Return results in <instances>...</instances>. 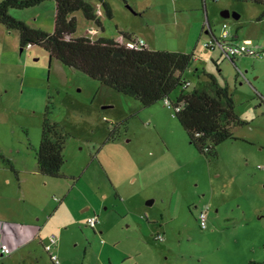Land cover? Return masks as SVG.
<instances>
[{
	"label": "rangeland",
	"instance_id": "obj_1",
	"mask_svg": "<svg viewBox=\"0 0 264 264\" xmlns=\"http://www.w3.org/2000/svg\"><path fill=\"white\" fill-rule=\"evenodd\" d=\"M106 1L113 16L105 12L100 27L77 12L76 36L98 37L89 32L96 25L101 37L122 32L153 50L194 54L185 73L192 88L214 75L233 94L244 124L216 157L201 154L164 102L144 106L44 47L21 50L18 31L0 23L7 33L0 39V219L42 229L23 251L33 260L24 262L22 251L9 257L14 264H53L43 241L55 233L61 264H264V58L232 62L219 47H204L206 30L219 37L227 24L238 42L264 49V5ZM10 14L52 33L55 1ZM46 116L67 134L60 178L36 172ZM93 215L100 218L95 229L86 223ZM159 233L164 241L155 240Z\"/></svg>",
	"mask_w": 264,
	"mask_h": 264
},
{
	"label": "trees",
	"instance_id": "obj_2",
	"mask_svg": "<svg viewBox=\"0 0 264 264\" xmlns=\"http://www.w3.org/2000/svg\"><path fill=\"white\" fill-rule=\"evenodd\" d=\"M45 1L0 2V23L9 31H18L21 50L28 45L44 47L51 57L65 66L82 71L119 93L134 97L144 106L164 102L174 110L191 144L201 154L216 157L217 147L234 138L233 128L244 124L236 112L233 94L228 87H222L214 75H206L207 79L193 88L192 83L185 87L190 81L185 73L195 61L194 54L130 48L127 42L135 38L122 32L114 39L75 37L78 21L74 14L77 12H83L87 20L102 26L96 12V1L102 4L104 14L113 16L106 0H54L56 13L52 33L35 29L10 14L13 9H28ZM244 1L264 5V0ZM259 19H264V11ZM208 32L214 36L211 30ZM235 60L232 59V62ZM48 110L49 107L47 113ZM66 142L67 134L58 123L46 116L42 139L36 151L38 171L42 175L62 177ZM11 168L17 177L13 166Z\"/></svg>",
	"mask_w": 264,
	"mask_h": 264
},
{
	"label": "built area",
	"instance_id": "obj_3",
	"mask_svg": "<svg viewBox=\"0 0 264 264\" xmlns=\"http://www.w3.org/2000/svg\"><path fill=\"white\" fill-rule=\"evenodd\" d=\"M96 12L98 16L104 15V10L102 7V4H98L96 7ZM90 34H96L97 31L95 29H89ZM127 46L130 48H149L146 42L141 38H135L132 41L127 42ZM28 48H31L30 45L27 46ZM204 47L209 50H215L217 47H219L223 54L226 55L228 58L237 59L239 57L243 56H251L256 58H264V49H258L253 47V43H251L250 40H246L243 42H238L234 39L232 36L231 30L227 24H224L222 26V33L219 37L213 36L211 39L204 43ZM191 84L190 81L186 82V86H189ZM168 104V102H166ZM60 200V199H56ZM207 210H202L199 213V220L202 228L207 227ZM87 225H89L91 228L95 229L98 224L100 223V218L97 215H93L87 219ZM3 223L0 222V231L2 232ZM156 241H164L165 236L161 233L157 234L155 236ZM59 238L58 236L53 233L51 234L47 242L44 245L45 251L48 253L50 259L54 264H60V259L58 257V254L56 252V247L58 245ZM0 250L3 255H10L11 254V248L7 244V242H4L0 245Z\"/></svg>",
	"mask_w": 264,
	"mask_h": 264
},
{
	"label": "crops",
	"instance_id": "obj_4",
	"mask_svg": "<svg viewBox=\"0 0 264 264\" xmlns=\"http://www.w3.org/2000/svg\"><path fill=\"white\" fill-rule=\"evenodd\" d=\"M95 4H101L99 1H96ZM96 5V6H97ZM55 13H56V4H55ZM76 14V13H75ZM74 14V16L76 17V15ZM105 15V14H104ZM103 15V16H104ZM101 18V16H99ZM94 22V21H92ZM96 23V22H94ZM97 25V23H96ZM94 25V26H91V28H94L97 33H98V37H101L100 35V31L97 29V26ZM3 27V26H2ZM0 27V39H3L7 33H6V30H4L5 28H2ZM54 28V27H53ZM100 28V27H99ZM44 30V29H43ZM206 33H210L208 32V30H206ZM83 36V35H81ZM87 36V35H85ZM89 36V35H88ZM211 36V35H210ZM75 37H79V36H76L75 34ZM91 37V36H89ZM98 37H91V38H98ZM212 37V36H211ZM235 37V36H233ZM236 41L237 39L234 38ZM144 40V39H143ZM145 41V40H144ZM146 42V41H145ZM146 44L148 45L149 49L153 50L149 44L146 42ZM18 171V170H17ZM19 172V171H18ZM34 172V171H33ZM36 172L39 173L38 171V166L36 168ZM19 177H17L18 179ZM68 198V196H67ZM66 196H64V199H60L59 202H64L65 199L67 200ZM58 201V200H57ZM63 206V205H62ZM39 219L37 218L36 222L38 221ZM0 221L4 222L3 224V227H2V232L0 231V245L4 242H7V244L9 245V247L11 248V254L13 252H16V251H24V249L30 245H32L34 243V241L41 236V232H42V229L40 226H38L37 224L35 225H30V224H19V223H14L12 221L10 222H7V221H4V220H1ZM86 222H87V219H86ZM47 242V239L45 241H43V248H44V245L45 243ZM45 250V249H44ZM10 254V255H11ZM10 255H3L1 253V250H0V263L1 264H14V259L11 260V258L9 257ZM32 252L31 250L29 252H23V255H22V260L24 262H26L27 260H31L32 259ZM33 260V259H32ZM53 263V262H52ZM54 264V263H53ZM61 264V262H60ZM251 264V263H250Z\"/></svg>",
	"mask_w": 264,
	"mask_h": 264
},
{
	"label": "water",
	"instance_id": "obj_5",
	"mask_svg": "<svg viewBox=\"0 0 264 264\" xmlns=\"http://www.w3.org/2000/svg\"><path fill=\"white\" fill-rule=\"evenodd\" d=\"M222 15H223V17L228 18V17H230L231 14H230L229 11H226ZM234 17L235 18H240V16L238 14H235V13H234ZM149 203H151V202H149Z\"/></svg>",
	"mask_w": 264,
	"mask_h": 264
}]
</instances>
